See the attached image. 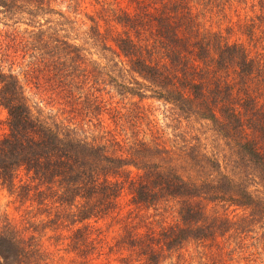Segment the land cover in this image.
<instances>
[{"label":"trees","instance_id":"obj_1","mask_svg":"<svg viewBox=\"0 0 264 264\" xmlns=\"http://www.w3.org/2000/svg\"><path fill=\"white\" fill-rule=\"evenodd\" d=\"M86 2L0 0V187L22 211L0 264H162L264 229V0Z\"/></svg>","mask_w":264,"mask_h":264},{"label":"rangeland","instance_id":"obj_2","mask_svg":"<svg viewBox=\"0 0 264 264\" xmlns=\"http://www.w3.org/2000/svg\"><path fill=\"white\" fill-rule=\"evenodd\" d=\"M84 4L87 6V9H91L93 0H86ZM125 2L122 4L124 5ZM235 12L230 14V17L235 19ZM206 26H211L213 28H222L226 26V21L223 18H218V16L212 17L210 20H205ZM5 28L4 25L0 24V28ZM25 25L20 24L19 28L23 29ZM239 36L238 34H233L231 39ZM93 57L97 58V55L94 54ZM101 62V61H99ZM103 64V62H101ZM35 92H38L37 89L31 88L30 93L33 100H37L38 95H35ZM39 97V96H38ZM40 99V98H39ZM118 98L117 100H119ZM46 100V101H45ZM43 104H47V99L45 98ZM135 100V99H134ZM122 103L120 105L129 106L128 98L120 99ZM125 102V103H124ZM146 105L148 104L149 117L147 120H151L156 123L157 126L171 137L173 134L174 128L172 123L166 124L167 120L165 118L166 106L162 103L155 100H144ZM49 107V105H46ZM6 111L0 107V132L6 129L5 121ZM196 122L194 124V130L200 135V142L204 144L205 150L209 154L217 153V149L220 148V152L226 150L227 146L220 140L214 137L212 131L207 130V124ZM169 125V127L167 126ZM219 147H217L218 145ZM224 145V146H223ZM126 196L122 198V203L125 202ZM12 198L8 195L6 189L0 187V218L6 215L13 223H18L21 219L22 211L17 209L16 203L12 202ZM241 213L240 210H235L231 212ZM166 221L171 220V215H166ZM118 230L117 225L112 226L108 230V235L111 236ZM218 242L213 243H197L191 241L185 244L180 250L174 251L169 255V257L162 264H264V229L261 226L254 225L250 227V231L247 233H237L236 235L223 236L217 238ZM91 264H102L101 259H93Z\"/></svg>","mask_w":264,"mask_h":264}]
</instances>
